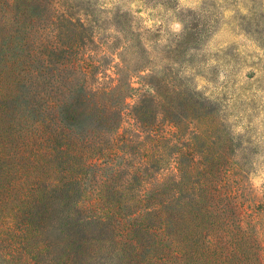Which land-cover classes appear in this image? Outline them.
I'll return each mask as SVG.
<instances>
[{
  "label": "trees",
  "instance_id": "obj_1",
  "mask_svg": "<svg viewBox=\"0 0 264 264\" xmlns=\"http://www.w3.org/2000/svg\"><path fill=\"white\" fill-rule=\"evenodd\" d=\"M152 34L119 4L0 0V264H264L194 143L191 35Z\"/></svg>",
  "mask_w": 264,
  "mask_h": 264
},
{
  "label": "rangeland",
  "instance_id": "obj_2",
  "mask_svg": "<svg viewBox=\"0 0 264 264\" xmlns=\"http://www.w3.org/2000/svg\"><path fill=\"white\" fill-rule=\"evenodd\" d=\"M100 2L122 5L134 31L158 36L155 51L191 35L177 61L194 85V143L225 163L221 190L240 202L246 225H256L264 257V0ZM104 17L109 27L112 15Z\"/></svg>",
  "mask_w": 264,
  "mask_h": 264
}]
</instances>
